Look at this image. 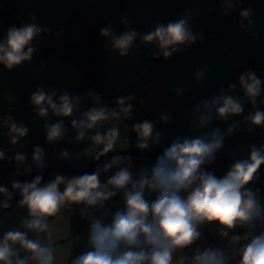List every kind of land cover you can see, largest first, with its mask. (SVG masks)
Wrapping results in <instances>:
<instances>
[{"label": "clouds", "instance_id": "9594fccd", "mask_svg": "<svg viewBox=\"0 0 264 264\" xmlns=\"http://www.w3.org/2000/svg\"><path fill=\"white\" fill-rule=\"evenodd\" d=\"M240 2L219 0V16L230 15ZM199 16V9H185L180 18L159 22L145 33L132 29V21L121 16L123 31L117 34L109 23L99 30V36L107 41L104 51L120 58L127 57L139 40L155 45L156 50L150 53L153 59L169 60L203 42L204 34L194 29ZM254 16L252 7L241 8L237 27L250 31L255 25ZM37 21L38 16L31 13L28 22L8 27L0 38V66L12 71L31 63L40 55L38 45L42 37L64 36V29L54 32ZM136 51L139 54L140 49L137 47ZM46 68L47 64L40 63L35 70L42 72ZM208 71L207 67L196 68L197 84L205 83ZM237 88L240 94H236ZM184 92L183 86L173 89L177 98ZM86 100L91 103L81 110ZM134 101L144 104L143 99L136 100L133 92L117 96L110 106L94 88L73 95L49 88L46 83L39 84L29 96L34 114L46 121L45 143H59L66 136L69 144L87 140L89 144L82 154L97 161L114 146L119 134L115 125L106 131L99 126L134 120ZM246 103L252 110L245 114ZM52 118H56L54 123L47 122ZM65 120L70 121L67 126ZM157 120L168 124L172 114L162 110ZM215 121L227 127L214 126ZM188 123L198 134L175 136L151 166L138 170L131 156L126 163L124 158L117 157L105 160L91 172L56 174L43 182L41 173L48 167L44 147L34 146L30 162L26 152L17 151L9 157L0 149V161L14 160L23 165L18 175L37 173L31 181L14 178L10 188L0 183V209L12 208L11 201L19 194L16 206L27 211L21 220L24 230H9L0 238V264H57L52 243L33 239L29 233L46 232L47 218L72 205L79 207L88 231L85 249L73 256L70 264H264V200L260 189L253 187L261 182L264 143L252 144L246 156L233 157L223 175L210 170L225 138L241 123L248 125V131L264 128V79L253 69H246L226 89L221 86L193 104ZM0 126H7L14 133L10 140L13 145L29 133V127L12 116L0 120ZM132 127L137 136L135 148L140 152L160 145L166 135L153 120L136 121ZM69 130L73 135L68 136ZM100 144L106 145L103 152H97L96 146ZM80 155L76 153L75 159ZM58 158L69 162L73 154L63 148ZM109 172L111 175L102 180L101 176ZM117 196L122 197V207L112 211L108 204ZM209 226L215 227L218 242L205 245L204 230Z\"/></svg>", "mask_w": 264, "mask_h": 264}, {"label": "crops", "instance_id": "0c3cea01", "mask_svg": "<svg viewBox=\"0 0 264 264\" xmlns=\"http://www.w3.org/2000/svg\"><path fill=\"white\" fill-rule=\"evenodd\" d=\"M260 2L264 6V0H260ZM87 3H92L94 6L98 30L111 23L117 34L124 30V26L119 22L121 16H126L132 21V29L139 33H145L159 22L166 23L168 20L180 18L185 9H199L200 16L194 22V29L202 32L205 37L203 42L196 43L185 53L177 54L172 59L165 60L161 57L162 63L150 55L156 50L155 45H145L137 40L128 56L120 58L116 53L104 51L103 44L107 41L100 37L104 56V92L101 95L108 96L104 101L112 106L117 96L127 95L130 92L135 94L137 101L144 100L142 106L135 101L133 102L134 116L139 115L137 118L134 117V120H123L119 123L105 122L99 126L101 131H106L114 125L119 129V134L114 139V146L110 150L135 148L137 136L132 125L136 121H142L144 116H151L152 118L149 120L156 121L157 127L162 128L166 133L162 143L153 146L151 150L161 151L177 135H196L198 133L192 130L188 123L190 108L193 104L202 98L209 97L221 86L226 89L229 82H236L241 74L237 75L236 71L248 64H254L252 69L264 79V15L254 16L255 25L250 31L240 30L237 23L233 24L229 30L223 31L221 20L215 12L214 2L207 0H182L179 4L174 0H118L123 14L113 11L115 8L113 0H50L47 7L34 9L30 14L35 13L38 16L37 23L51 27L54 32L64 29V36L60 39H56L54 35L44 36L38 46L43 48L66 46L70 40L68 21L77 18L81 5ZM21 8L18 9L22 11L20 17L26 14ZM30 14H26L24 20L22 19L23 23L29 21ZM137 47L140 49L139 54L136 51ZM40 63L47 64V68L42 72H37L35 69ZM153 64H156L155 67L159 66L157 71L155 67H152ZM197 67L209 69L203 84H197L195 81L194 72ZM82 82V77L68 62L33 58L31 63L26 62L12 71L0 66V111L10 110L15 121L26 124L30 133L46 122L34 114L29 103L30 94L39 84L46 83L49 88L68 91L77 88ZM176 86L185 88L182 97H174L173 89ZM90 88L93 87L85 86L72 94H83ZM236 94H240L238 88ZM90 103V100H86L81 110L87 108ZM19 105L24 107H15ZM162 110H167L172 114V120L168 124L162 125L157 120ZM251 110V107L246 103L245 114ZM55 119L52 118L47 122L54 123ZM214 126L226 128L227 124L215 121ZM247 127L246 123H241L235 132L245 130ZM13 135L14 133L10 131L9 127L0 126V146L10 145ZM260 143L264 142H240L228 147L226 154L230 164L233 157L246 156L252 144ZM88 144L89 141L87 140L83 143L73 142L69 144V151L72 153L73 146H77V152L83 155V149ZM96 147L97 152H103L106 145L100 144ZM128 157H122L124 163L127 162ZM131 157L134 160L136 170L145 165L151 166L155 160V158L149 157ZM91 158L84 156L82 166ZM112 159L114 158L107 160ZM104 161L97 165H102ZM116 163L120 164L121 161L116 160ZM68 166L73 169L79 168L74 161L70 164L68 162ZM108 175H111V172L103 174L101 179L104 180ZM257 184H260L261 187L259 188ZM257 184L253 187L260 189L261 198L264 200V166L261 169V182ZM108 207L112 211L122 207V197H115L109 202ZM17 215L0 221L1 238L9 230H24L21 227V220L27 213L22 216ZM87 231V221L82 220L79 207L73 205L70 215L66 219V224L60 227H48L44 233H29V235L33 239L39 238L43 242L50 241L52 243L57 254V264H70L75 253L85 249ZM215 231L214 226L205 229V240L202 243L205 245L216 244L218 241ZM66 237L68 238L66 241L56 243Z\"/></svg>", "mask_w": 264, "mask_h": 264}, {"label": "trees", "instance_id": "16d2710c", "mask_svg": "<svg viewBox=\"0 0 264 264\" xmlns=\"http://www.w3.org/2000/svg\"><path fill=\"white\" fill-rule=\"evenodd\" d=\"M6 4V12L0 15V38L6 33L10 25H15L19 27L21 24L19 10L15 7L14 0H2ZM30 5L33 6H47L50 0H27ZM115 8L113 11L123 14V11L118 4V0H113ZM70 29V40L69 43L61 48L57 47H40V55L34 58L40 60H53L70 63L75 70L82 77L83 82L80 86L75 89L68 90L70 93L76 92L78 89L91 86L99 94L104 92L103 83V70H104V56L101 44V39L99 36L98 25L95 19V10L92 3L83 4L80 7L79 14L77 18L70 19L68 21ZM158 59L157 61L162 63ZM254 66V64H248L243 68L236 71V74H240L246 69ZM155 70L157 71V68ZM154 70V71H155ZM152 71V69H151ZM108 96H102L105 100ZM26 106V105H25ZM24 107V106H15ZM29 107V106H28ZM10 111V110H9ZM79 115V114H77ZM135 118L139 117L134 116ZM70 123L69 120H65V125ZM73 133L69 130L68 136ZM260 131H254L246 133L236 139L228 140L224 142V147L216 154V162L214 165L210 166V170H214L216 174L223 175L230 165V160L226 156V148L231 147L240 142H252L255 138L259 137ZM250 136V137H249ZM45 133L43 125L33 129L26 137L18 140L15 145L10 144L8 146H0L7 156H12L17 151L26 152L29 155V162L32 150L34 146L41 145L44 147L46 152V160L48 166L53 168L68 169V162L63 161L58 158L59 151L63 148L69 149L68 137L59 143L47 144L45 143ZM23 165L17 163L16 161H0V183L11 178L16 172H22ZM64 175H76L73 172H62ZM73 205L70 208H64L61 210V215L65 217L70 215Z\"/></svg>", "mask_w": 264, "mask_h": 264}, {"label": "water", "instance_id": "95a60500", "mask_svg": "<svg viewBox=\"0 0 264 264\" xmlns=\"http://www.w3.org/2000/svg\"><path fill=\"white\" fill-rule=\"evenodd\" d=\"M151 118H152L151 116H144L143 117V120H145V119H148L149 120ZM261 130H264V128H253L252 131H248V129L241 130V131H238V132L233 133L231 136L226 137L225 140H224V142H226L228 140L236 139V138H238V137H240V136H242V135H244L246 133H249V132L261 131ZM159 154H160V151L150 150V151H147V152H140L136 148H118V149H112V150H108L107 152H104V154L100 156V159L98 161L97 160H93L91 158L80 169H73V168L62 169V168H53L51 166H48L47 168H45L43 170V172L41 174L44 177V181L43 182H46V181H49V180L53 179L56 174H61L62 172H65V171L66 172H73L76 175L82 174L84 172H91V170L97 164H99L100 162H102L104 160L110 159V158L124 157V156H136V157L156 158V156L159 155ZM19 173H22V172H16L11 178L3 181L2 183H6L7 186L10 188V182L14 178H16V179H18L20 181H24V180L31 181V179L34 178V176L37 174L35 171H33L30 175H18ZM0 199H3V197H0ZM19 199H20L19 194H17L13 198V200L11 201V204H12L13 207L16 205V203H17V201ZM9 209H11V208H9ZM9 209H7V210L0 209V215H2L3 213H5ZM52 217H48L47 218L48 221L50 219H52ZM83 221H85V220L83 219ZM67 239H68L67 237L66 238H62L61 240L57 241L56 243L64 242Z\"/></svg>", "mask_w": 264, "mask_h": 264}, {"label": "built area", "instance_id": "2783aa9c", "mask_svg": "<svg viewBox=\"0 0 264 264\" xmlns=\"http://www.w3.org/2000/svg\"><path fill=\"white\" fill-rule=\"evenodd\" d=\"M176 3H181L182 0H174ZM207 1H213L215 5V12L218 14V7H219V0H207ZM247 7H252L255 10V15H264V6L261 5L260 0H241L240 3H237L235 10L228 16L226 17H220L221 20V27L223 31H227L231 28L233 24L238 23V13L241 8H247ZM22 14V11H19V15ZM156 65V64H155ZM153 64L152 67H155ZM6 116H12L11 112L9 110H2L0 111V120H2ZM250 137V136H249ZM252 142H264V130L260 131L259 137L254 139ZM228 147L226 148V150ZM226 154V152H225ZM227 156V154H226ZM228 157V156H227ZM257 186L260 188L261 185L257 184ZM24 208L17 207L16 205L0 215V221H5L20 212H22ZM82 252V250H79L75 253V255H78Z\"/></svg>", "mask_w": 264, "mask_h": 264}, {"label": "rangeland", "instance_id": "374dc122", "mask_svg": "<svg viewBox=\"0 0 264 264\" xmlns=\"http://www.w3.org/2000/svg\"><path fill=\"white\" fill-rule=\"evenodd\" d=\"M14 4H15V7L18 9H23V11L26 12L27 15L30 14V12L34 9H38V8H45L47 6H33V5H30L26 0H14ZM7 10L6 8V4L4 1L0 0V15L5 13ZM26 14L24 16H21L20 19H21V22L23 23V18L26 16ZM23 19V20H22ZM78 149H77V146H73V149H72V154H73V159L71 161H69V164L74 161V163L76 164L77 167H79L78 169L82 168V161H83V158L84 156L83 155H80V158L79 159H75V154L76 153H79L77 152ZM24 213H27L26 209H24L22 212H20L17 216H22ZM68 218L65 217L64 215H61V213H58L54 218L50 219L48 221V227H60V226H63L64 224H66V219ZM72 220V219H70ZM83 220V218H82Z\"/></svg>", "mask_w": 264, "mask_h": 264}]
</instances>
